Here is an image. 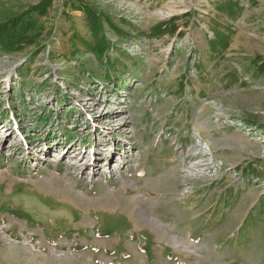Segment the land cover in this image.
<instances>
[{"label":"rangeland","instance_id":"obj_1","mask_svg":"<svg viewBox=\"0 0 264 264\" xmlns=\"http://www.w3.org/2000/svg\"><path fill=\"white\" fill-rule=\"evenodd\" d=\"M136 250L264 264V0H0V264Z\"/></svg>","mask_w":264,"mask_h":264},{"label":"crops","instance_id":"obj_2","mask_svg":"<svg viewBox=\"0 0 264 264\" xmlns=\"http://www.w3.org/2000/svg\"><path fill=\"white\" fill-rule=\"evenodd\" d=\"M158 253H156V254H159L160 256H161V254H167V252H165V253H163V251H157ZM162 252V253H161ZM137 253V255H139L141 258H142V261H143V264H152L153 262H150L149 260H150V256L151 255H153V254H151L149 251H145V252H141V251H139V250H136V252L135 253H133V254H136ZM134 256V258H135V255H133ZM156 257V256H155ZM167 257H168V255H167ZM166 257V258H167ZM165 258V259H166ZM168 262V261H167ZM155 264V263H154ZM167 264H170V263H167Z\"/></svg>","mask_w":264,"mask_h":264},{"label":"bare ground","instance_id":"obj_3","mask_svg":"<svg viewBox=\"0 0 264 264\" xmlns=\"http://www.w3.org/2000/svg\"><path fill=\"white\" fill-rule=\"evenodd\" d=\"M138 78H141L139 75L137 76ZM123 158V157H122Z\"/></svg>","mask_w":264,"mask_h":264}]
</instances>
